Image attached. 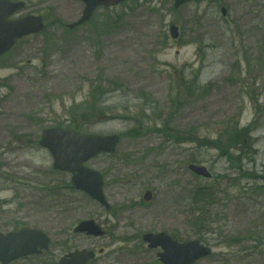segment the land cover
I'll return each mask as SVG.
<instances>
[{
	"label": "rangeland",
	"instance_id": "1",
	"mask_svg": "<svg viewBox=\"0 0 264 264\" xmlns=\"http://www.w3.org/2000/svg\"><path fill=\"white\" fill-rule=\"evenodd\" d=\"M47 1V37L24 40L0 64V231L38 228L51 242L46 255L14 264H57L84 249L105 250L91 264H161V250L142 240L160 232L210 247L198 264H264V0H207L177 11L173 0H131L74 32L64 26L82 5ZM97 87L107 89L98 100L107 113L95 120L87 103ZM167 122L182 136L165 135ZM62 125L120 136L114 155L87 164L105 176L111 211L68 189L70 174L53 171L39 140ZM240 133L229 156L212 149L211 140L222 147ZM193 134L209 141L196 145ZM191 164L212 179L193 175ZM62 209L57 231L48 221ZM91 219L106 237L73 233Z\"/></svg>",
	"mask_w": 264,
	"mask_h": 264
},
{
	"label": "water",
	"instance_id": "2",
	"mask_svg": "<svg viewBox=\"0 0 264 264\" xmlns=\"http://www.w3.org/2000/svg\"><path fill=\"white\" fill-rule=\"evenodd\" d=\"M86 4V11L83 18L75 25L86 23L91 17L95 9L101 6L111 7L123 3L126 0H82ZM195 1L204 0H174L175 9ZM19 7V6H15ZM223 15H226V10H223ZM2 18V36H0V56L7 52L15 43L16 38H21L25 35L38 33L42 30L41 19L28 18L25 24L8 26ZM32 24V25H31ZM36 24L35 27L33 25ZM173 39H177L178 29L171 27L170 29ZM117 137H97V136H79L73 132L63 131L61 129H50L43 133L41 146L50 150L54 157V168L56 170L67 171L75 176L72 180L77 189L88 193L93 199L106 204L102 187V178L98 173H94L86 169L83 164L90 159L96 157L100 153H112L118 145ZM192 171L198 175L209 177L204 168L190 167ZM146 200H150V194L146 195ZM78 233H88L99 237L103 235L101 229L94 222L82 223L77 229ZM144 240L150 244V248L155 249L162 247L163 254H160L161 261L164 264H195L198 260L208 256L209 250L200 247L199 243L177 244L167 235H147ZM49 240L46 236L38 231L26 229L18 234L8 235L7 237L0 235V262L8 264L15 259L33 255L40 250H47ZM94 257L92 253L77 252L71 254L68 258H64L60 264H88Z\"/></svg>",
	"mask_w": 264,
	"mask_h": 264
},
{
	"label": "flooded vegetation",
	"instance_id": "3",
	"mask_svg": "<svg viewBox=\"0 0 264 264\" xmlns=\"http://www.w3.org/2000/svg\"><path fill=\"white\" fill-rule=\"evenodd\" d=\"M1 1V0H0ZM10 2H19L20 0H8ZM50 13V5H49V1L47 0H41L38 4L36 5H31L29 3H27L25 5L24 10H22L21 12L15 13L13 15H11V17L8 18L9 22H16L26 16H41L44 18V22L45 19L47 17V15ZM26 39V38H25ZM6 56L0 58V62L5 58ZM9 232H13V231H17L14 228L7 230ZM9 232H5V233H9ZM3 233V232H2Z\"/></svg>",
	"mask_w": 264,
	"mask_h": 264
},
{
	"label": "bare ground",
	"instance_id": "4",
	"mask_svg": "<svg viewBox=\"0 0 264 264\" xmlns=\"http://www.w3.org/2000/svg\"><path fill=\"white\" fill-rule=\"evenodd\" d=\"M68 206H69V207H68ZM68 206H67L68 209H69L70 207H72V206H70V205H68ZM67 207H66L65 210H67ZM65 210L63 209V213H62V215L51 217V218L49 219V221H48V225H49V226L55 225V226H53V227H55V228L57 229V231H60V230H61V225H62V222H61V221L63 220L64 214H65ZM124 215H125V214L121 213V217H120L121 220L124 219ZM51 224H52V225H51Z\"/></svg>",
	"mask_w": 264,
	"mask_h": 264
},
{
	"label": "trees",
	"instance_id": "5",
	"mask_svg": "<svg viewBox=\"0 0 264 264\" xmlns=\"http://www.w3.org/2000/svg\"><path fill=\"white\" fill-rule=\"evenodd\" d=\"M96 90V89H95ZM103 94H105V92H103L102 91V88H97V93L95 92V94H93V96H92V98L91 99H93V101L92 102H94L99 96H101V95H103ZM90 110H92L93 112H102V110H100V109H98L95 105H91V108H90ZM242 134H244V133H240V134H238V135H236L235 137H233L231 140H230V142H228L229 144L231 143V142H239L238 140L240 139V136L242 135Z\"/></svg>",
	"mask_w": 264,
	"mask_h": 264
}]
</instances>
